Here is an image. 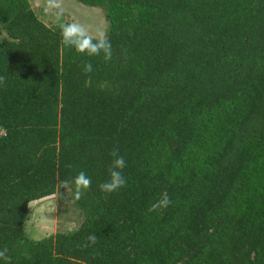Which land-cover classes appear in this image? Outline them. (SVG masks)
<instances>
[{
	"label": "trees",
	"instance_id": "trees-1",
	"mask_svg": "<svg viewBox=\"0 0 264 264\" xmlns=\"http://www.w3.org/2000/svg\"><path fill=\"white\" fill-rule=\"evenodd\" d=\"M74 1L102 10L111 59L0 0V264H264V0ZM113 152L126 184L103 193ZM63 184L83 221L32 238Z\"/></svg>",
	"mask_w": 264,
	"mask_h": 264
},
{
	"label": "rangeland",
	"instance_id": "rangeland-1",
	"mask_svg": "<svg viewBox=\"0 0 264 264\" xmlns=\"http://www.w3.org/2000/svg\"><path fill=\"white\" fill-rule=\"evenodd\" d=\"M32 7L45 23L53 25L59 19L84 25L92 35L107 30V22L99 8L86 7L74 0H30ZM0 29V39L4 34ZM72 192L68 184L59 187L56 194L31 204L28 234L39 239L58 231H69L80 226L82 212L72 205Z\"/></svg>",
	"mask_w": 264,
	"mask_h": 264
},
{
	"label": "clouds",
	"instance_id": "clouds-1",
	"mask_svg": "<svg viewBox=\"0 0 264 264\" xmlns=\"http://www.w3.org/2000/svg\"><path fill=\"white\" fill-rule=\"evenodd\" d=\"M60 35L63 45L66 48H72L77 54H83L89 57L99 56L101 53L105 60L111 59L112 46L106 34L101 31L95 36L90 34L89 30L77 21L71 23H62L60 25ZM85 73H90L93 70L91 63H85L82 69ZM113 160L109 168V178L107 181L99 184V189L103 193H113L122 188L126 184V179L122 174L126 167V160L124 156L113 152ZM75 185V198L79 199L83 191L89 189L92 181L85 172L80 171L73 179ZM168 203L164 201V206ZM156 206L154 205L153 208ZM97 243V237L90 234L87 237V244L85 247H91ZM5 250H0V258L6 259Z\"/></svg>",
	"mask_w": 264,
	"mask_h": 264
}]
</instances>
